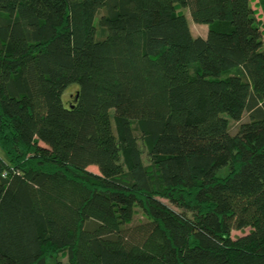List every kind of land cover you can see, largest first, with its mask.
<instances>
[{"label": "trees", "instance_id": "16d2710c", "mask_svg": "<svg viewBox=\"0 0 264 264\" xmlns=\"http://www.w3.org/2000/svg\"><path fill=\"white\" fill-rule=\"evenodd\" d=\"M251 3L0 0V264H264Z\"/></svg>", "mask_w": 264, "mask_h": 264}, {"label": "rangeland", "instance_id": "374dc122", "mask_svg": "<svg viewBox=\"0 0 264 264\" xmlns=\"http://www.w3.org/2000/svg\"><path fill=\"white\" fill-rule=\"evenodd\" d=\"M255 1L256 0H252L251 4H252L253 7L255 5V3H254ZM181 11L186 16V18L188 20L192 36L193 37L204 36V34L206 33V28H205L206 26H200V25L194 24L192 22L191 18H190L188 10L181 9ZM260 14H261L260 10L257 9V17H258L259 21L261 22L262 26H264V18ZM263 30H264V28H263ZM76 91H77V87L76 86L68 87L63 93V102L65 104H67L69 102H72V98L75 95ZM246 119H247V116L244 115L243 118H242V121H245ZM238 124L239 123L233 122V121L229 122V131H230L231 134L235 133V131H236L237 127H238ZM88 170L93 172V173L98 174L97 168H95V167H89ZM226 173H227V169L224 168V169H222V170H220L218 172V175L219 176H224ZM163 202L167 203L166 201H163ZM136 219L140 220V218H136ZM136 219H135V221H137ZM246 232H247V230L242 231V232L233 231L231 233V236L233 238H236L238 236H241V235L245 234ZM59 259L62 261L63 264H67V259H66L65 256H63V254H60Z\"/></svg>", "mask_w": 264, "mask_h": 264}, {"label": "crops", "instance_id": "0c3cea01", "mask_svg": "<svg viewBox=\"0 0 264 264\" xmlns=\"http://www.w3.org/2000/svg\"><path fill=\"white\" fill-rule=\"evenodd\" d=\"M256 2H257V0L254 2L255 4H256ZM254 8V7H253ZM258 9V8H257ZM259 10V9H258ZM261 12V11H260ZM189 24V23H188ZM202 26V25H201ZM190 28V27H189ZM206 28V32H207V27H205ZM190 31H191V29H190ZM205 35H206V33L204 34V36H200V37H205Z\"/></svg>", "mask_w": 264, "mask_h": 264}]
</instances>
